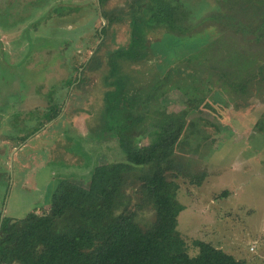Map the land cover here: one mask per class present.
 Returning a JSON list of instances; mask_svg holds the SVG:
<instances>
[{"label": "trees", "instance_id": "1", "mask_svg": "<svg viewBox=\"0 0 264 264\" xmlns=\"http://www.w3.org/2000/svg\"><path fill=\"white\" fill-rule=\"evenodd\" d=\"M110 1L95 0L99 29L102 19L105 25L95 32L92 54L70 64L75 75L64 83L82 90L89 74L101 73L97 126L84 142L112 140L123 158L106 166L97 189L91 181L98 164L81 183L58 182L44 213L13 223L4 218L0 264H244L177 230L184 210L178 179L199 186L206 173L189 172L188 156L198 155L207 140L195 131L191 113L209 101L218 104L217 93L234 108L264 96V0H211V6L209 0H144L148 13L128 0L108 9ZM78 10L62 6L50 13L61 18ZM124 24L127 44L112 49L108 41ZM162 35V41H151ZM162 42L165 57L182 44L167 63L157 56ZM171 93L178 94V111L163 103ZM52 96L46 94L39 127L61 113L64 101L57 104ZM255 126L264 131V118ZM152 135L149 144H141ZM138 213L152 216L145 228Z\"/></svg>", "mask_w": 264, "mask_h": 264}, {"label": "rangeland", "instance_id": "2", "mask_svg": "<svg viewBox=\"0 0 264 264\" xmlns=\"http://www.w3.org/2000/svg\"><path fill=\"white\" fill-rule=\"evenodd\" d=\"M128 1L140 3L146 13L151 9L144 0ZM123 4L124 0H111L108 9ZM62 6L79 10L61 18L50 13ZM99 24L95 0H0L3 220L13 223L44 213L61 182L81 183L98 164L91 181L97 189L106 166L120 161V155L123 158L112 140L84 142L85 135L97 126L94 117L102 105L101 73L89 74L82 90L64 83L75 75L70 64L79 65L92 54ZM163 38L154 36L151 41ZM127 41L124 24L108 44L113 49ZM165 44L158 43L156 48L159 60L167 63L182 44L170 48L168 57L161 52ZM51 92L57 104L64 101L61 113L39 127L38 115L48 106L46 94ZM177 95L171 93L163 102L168 110L182 108ZM217 99L218 104L209 101V107L189 117L195 131L207 138L198 155L188 156V163L193 164L189 172L206 173L199 186L178 179L177 199L184 210L178 216L177 230L188 241L211 243L244 264H264V131L255 126L264 118V96L250 99L242 108H234L221 93ZM152 137H145L141 144H149ZM151 220V214L138 213L143 228Z\"/></svg>", "mask_w": 264, "mask_h": 264}, {"label": "water", "instance_id": "3", "mask_svg": "<svg viewBox=\"0 0 264 264\" xmlns=\"http://www.w3.org/2000/svg\"><path fill=\"white\" fill-rule=\"evenodd\" d=\"M104 25H105V20L102 19V27H103ZM102 27L99 29V32H100V30L102 29ZM2 220H3V215H2L1 218H0V228H1Z\"/></svg>", "mask_w": 264, "mask_h": 264}]
</instances>
